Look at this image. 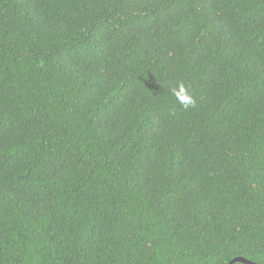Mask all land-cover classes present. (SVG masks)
Returning a JSON list of instances; mask_svg holds the SVG:
<instances>
[{"label":"trees","instance_id":"obj_1","mask_svg":"<svg viewBox=\"0 0 264 264\" xmlns=\"http://www.w3.org/2000/svg\"><path fill=\"white\" fill-rule=\"evenodd\" d=\"M236 257L264 264V0H0V264Z\"/></svg>","mask_w":264,"mask_h":264},{"label":"clouds","instance_id":"obj_2","mask_svg":"<svg viewBox=\"0 0 264 264\" xmlns=\"http://www.w3.org/2000/svg\"><path fill=\"white\" fill-rule=\"evenodd\" d=\"M171 93L183 109L187 110L196 106V99L191 89L186 86L183 81L177 82L176 85L171 88Z\"/></svg>","mask_w":264,"mask_h":264},{"label":"water","instance_id":"obj_3","mask_svg":"<svg viewBox=\"0 0 264 264\" xmlns=\"http://www.w3.org/2000/svg\"><path fill=\"white\" fill-rule=\"evenodd\" d=\"M235 262H241V263H243V264H259V263H255V262H253V261H250V260H248V259H245V258H243V257H236V258H234L233 260H231L228 264H233V263H235Z\"/></svg>","mask_w":264,"mask_h":264}]
</instances>
